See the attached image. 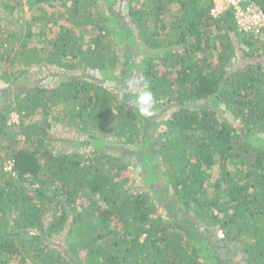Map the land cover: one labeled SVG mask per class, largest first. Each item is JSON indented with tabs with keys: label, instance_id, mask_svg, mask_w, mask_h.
Listing matches in <instances>:
<instances>
[{
	"label": "trees",
	"instance_id": "16d2710c",
	"mask_svg": "<svg viewBox=\"0 0 264 264\" xmlns=\"http://www.w3.org/2000/svg\"><path fill=\"white\" fill-rule=\"evenodd\" d=\"M54 1L0 0L16 22L0 19V264H264V27L214 19L210 0H129L126 16ZM46 16L65 24L47 36ZM49 66L70 75L41 86ZM145 82L154 124L135 107Z\"/></svg>",
	"mask_w": 264,
	"mask_h": 264
},
{
	"label": "rangeland",
	"instance_id": "374dc122",
	"mask_svg": "<svg viewBox=\"0 0 264 264\" xmlns=\"http://www.w3.org/2000/svg\"><path fill=\"white\" fill-rule=\"evenodd\" d=\"M262 1L264 2V0H262ZM132 2L135 5H139L142 2V0H132ZM260 2H261V0H260ZM98 4L99 5H103L102 3H98ZM39 5L42 6L45 9V11H46V5L45 4H39ZM52 5L54 6V9H53L54 13H57V12L62 10V7L60 5V1L59 0H55ZM128 5H129V0H117L116 4L112 8L115 9L120 14L126 16V10L128 8ZM97 7L98 8H96V10L100 11L101 13L104 14L106 12L104 10V7H100V6H97ZM261 7H264V5L261 6ZM20 9H21V11H17L16 13L24 15L25 17H29V15L31 13H33L36 16H43V14L41 13V11H39L38 8L29 7L24 2H22V5L20 6ZM47 10H48V8H47ZM96 10H94V11H96ZM13 17L14 16L8 15L5 12V10L3 11L0 8V19H2L4 21L8 20L10 22L9 23L10 27L12 25L14 26L16 24V22L14 21ZM47 18L48 17L46 16V18L44 20H41L40 24L44 25V28H47L49 30V32L47 33V36H49L51 30L53 31L52 28H55L58 24H63L64 21L62 19L60 20L58 18H55L53 20L52 19L48 20ZM85 34L86 35H85V39H84V41H85L84 44L86 45V44L90 43L89 42V40H90L89 36L90 35H88L87 33H85ZM138 45H140V43H138ZM139 47H141V45ZM33 72L35 73V80H37V82L40 83L41 86H48V85H50L51 82L58 80L63 75H70L69 72L63 73L62 71H60L59 69H57L56 67H53V66H49L45 70H40V71L39 70L38 71L34 70ZM135 73L136 72H132L129 75L128 81L129 80L135 81V87L133 89H134V91H136V90L139 91L140 90V86H139L138 83H139L140 79H139L138 73H136V74ZM29 75L30 74H27L26 76H24L21 79L28 80L29 79ZM98 78H100V76H96V75H94V76L91 75L90 76L89 75V79H96L97 80ZM103 80L104 81L102 83H104L105 85H108L113 91H117L118 90V87H117L116 83L112 79H107L106 78V79H103ZM4 86H5V83L2 82V79H0V91H1L2 88H4ZM158 111L159 110H155L154 115L150 117V120H151V122L153 124L157 121L156 117H157ZM12 117H16L17 118V114L15 112H12V114L10 115L8 123H11V122L18 123V118L15 120ZM58 136L63 138V139H61V143L64 144L62 146H65L66 149H68L69 151H83L85 148L88 149L89 146H90V143H88V138L86 137L85 134L77 135V136H75V135L71 136V132H69V131L63 132L62 130H60L58 132ZM58 143H60V142H58ZM116 149L119 150V152H120L119 148H116ZM127 156H129V160H131V161L133 160V156H131L129 154H127ZM132 172H133V169H131V171L129 170L128 174H130V179H132V183L134 185L133 187H135V190L136 191L146 190L148 187L147 186L145 187V185H142L141 177L138 176L135 173H132ZM156 206H157L156 207L157 208L156 212H162V208L159 205H156Z\"/></svg>",
	"mask_w": 264,
	"mask_h": 264
},
{
	"label": "built area",
	"instance_id": "2783aa9c",
	"mask_svg": "<svg viewBox=\"0 0 264 264\" xmlns=\"http://www.w3.org/2000/svg\"><path fill=\"white\" fill-rule=\"evenodd\" d=\"M209 15L218 19L231 10L240 29L252 32L255 36L261 34L264 27V10L250 0H210ZM12 163H8L5 170H11Z\"/></svg>",
	"mask_w": 264,
	"mask_h": 264
},
{
	"label": "clouds",
	"instance_id": "9594fccd",
	"mask_svg": "<svg viewBox=\"0 0 264 264\" xmlns=\"http://www.w3.org/2000/svg\"><path fill=\"white\" fill-rule=\"evenodd\" d=\"M135 87V81L129 80L127 81V88L131 90ZM154 105H155V97L153 92L150 89V85L145 82L143 85V90L140 91L135 96V107L138 109L140 115L144 117H151L154 115ZM17 114V113H16ZM15 120L18 118L12 117Z\"/></svg>",
	"mask_w": 264,
	"mask_h": 264
}]
</instances>
